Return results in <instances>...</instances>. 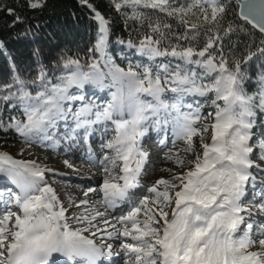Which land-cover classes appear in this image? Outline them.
<instances>
[{
	"label": "snow or ice",
	"instance_id": "6c2138e0",
	"mask_svg": "<svg viewBox=\"0 0 264 264\" xmlns=\"http://www.w3.org/2000/svg\"><path fill=\"white\" fill-rule=\"evenodd\" d=\"M80 3L92 8L88 0ZM112 3L117 12L130 8L126 19L142 25L147 21L148 27L138 43H118L149 61L171 57L179 62H129L121 67L109 54L111 23L93 9L97 29L85 53L87 63L79 56H62L52 71L41 65L31 81L12 65L11 83L0 86V102L21 108L24 118L10 117L7 123L0 119V128L14 129L29 143L47 139L48 129L68 120V140L81 130L87 140L98 126L105 135H114L102 145L101 158L88 157L102 173L99 187H87L83 199L69 197L68 207L45 179L53 169L0 151V176L18 190L0 191V264H99L113 255L110 240L120 242L124 264H264V222L254 219L259 215L264 220V190L244 203L246 186L255 185L251 169L259 167L251 159L250 143L257 109L264 113V71L250 95L244 88L245 66L253 59L264 64V0H236L240 19L261 35L258 43L255 32L244 25L224 24L227 8L222 0H189L179 7L175 0ZM24 4L35 10L46 0ZM141 8L174 18L183 33L160 17L153 20ZM6 11L13 24L23 21L15 8ZM240 32L253 39L237 57L236 45L230 42ZM33 86L35 94L29 90ZM88 86L110 89V98L104 104L88 101ZM191 96L210 98L214 112L204 117L203 105H185L184 97ZM74 103L79 106L74 108ZM168 126L173 148L162 159L182 170L160 169L169 176L145 186L142 181L152 161L142 140L150 128L166 131ZM178 141L183 146L177 149ZM159 143L167 147L166 140ZM258 147L264 161V139ZM64 164L74 167L68 160ZM145 187V194L137 196ZM90 194H99V200L93 203ZM122 206L128 210L111 214ZM73 207L79 211L69 215Z\"/></svg>",
	"mask_w": 264,
	"mask_h": 264
},
{
	"label": "trees",
	"instance_id": "16d2710c",
	"mask_svg": "<svg viewBox=\"0 0 264 264\" xmlns=\"http://www.w3.org/2000/svg\"><path fill=\"white\" fill-rule=\"evenodd\" d=\"M179 1L183 4V0ZM88 3L92 5V8L82 5L80 0H46L43 8L33 10L27 8L24 0H0V41L3 42V48H0V86L11 83L13 64L25 80L31 81L36 78L41 65L52 71L62 56H79L82 63H87L88 56L85 53L87 48L92 46L97 29L93 9L99 11L111 23L112 43L109 54L116 63L124 65L126 62H136L139 59L138 52L128 48L126 43H118L117 40L132 39L133 42L138 43L139 39L148 33L147 21L142 25L138 21L126 19L124 13L130 15L132 10L124 8L121 12H117L109 0H88ZM222 3L227 8L224 24L244 25L248 31L255 32L254 38L258 43L262 38L261 35L239 19L235 1L222 0ZM9 7L15 8L17 13L24 17L22 22L12 23L13 16L6 11ZM140 11L151 16L153 20L160 17L173 26V31L181 33L184 31L183 27H177V21L174 18L158 10L141 8ZM252 39L243 32L231 37L230 43L236 45L237 57H242L246 53V46ZM172 43H175V40ZM167 44L168 42L165 41L162 47H166ZM202 45L203 38L199 46ZM252 50L255 51L254 48ZM226 52L231 56L228 48ZM127 53L130 54L129 58L126 56ZM169 60L173 63L179 62L171 57H165L163 63ZM245 67L250 80L256 79L260 72L264 71V64L257 59H253ZM245 82L247 84L248 81ZM29 90L35 94L38 89L33 86ZM3 94L0 92V95ZM10 117L23 119L22 109L9 108L0 102V119L7 123ZM22 138L14 129L0 128V146L2 147L20 144Z\"/></svg>",
	"mask_w": 264,
	"mask_h": 264
},
{
	"label": "rangeland",
	"instance_id": "374dc122",
	"mask_svg": "<svg viewBox=\"0 0 264 264\" xmlns=\"http://www.w3.org/2000/svg\"><path fill=\"white\" fill-rule=\"evenodd\" d=\"M110 2H112V0H109ZM181 1H176L175 5L176 7H179L180 5H183L187 2H189V0H183V4L180 3ZM115 8V7H114ZM127 46V44H126ZM130 54L127 53V58H129ZM129 56V57H128ZM139 58L136 62H131L132 64H152L153 66H155L156 64L159 63H163L164 62V58L165 57H157L155 58L154 61H149L147 59V57L141 55L140 53H138V57ZM129 62H126L124 65L119 64L121 67H127ZM194 67V66H191ZM247 84L246 82H244V88L247 91L248 94H254L257 91L258 88V82H257V78L256 79H251L248 77L247 79ZM249 85V86H248ZM103 89H99V88H95V87H91L88 86L86 87V89L84 90V94L87 95L88 92H101ZM106 90H108L107 93V100L110 98L109 97V92L110 89L106 88ZM106 94V92L103 93V95ZM100 95V94H99ZM93 96V95H91ZM95 98V99H94ZM94 98H89L87 99L88 101H91L92 103L95 104H104L106 102L101 101L100 100V96L94 97ZM184 104H192L193 107L196 106L197 103L203 105L202 107V114L204 117L208 116L209 112H214V109H212L211 107H209L210 104V98L208 100H205V98L203 97H198V96H191V97H184L183 100ZM78 104L74 103V108L78 107ZM186 110V109H183ZM255 127H254V138L252 139V141L250 142L253 147H254V153L251 156V159L254 161V163L256 165H259L258 168L253 167L251 169L252 175L255 177V185H253L252 183H249L246 187L248 189V193H247V199H245L244 203L248 204V201H250L253 197V195H256L257 193L261 192L262 189L259 187H257V184H261L262 182H264V161H261L259 159V153H260V149L258 147V143L261 139H264V113H261L259 109H257V115L255 117ZM201 123H207L209 121L202 119L200 121ZM62 123V121H58L56 126L53 128L48 129L47 131V139H44L43 141L41 140H33L32 142H26L24 140V138H22V143L20 144H16V145H11L9 147H2L0 146V151L2 152H6L9 155H11L13 158L15 159H22V160H35L37 163L41 164L42 166H46L50 169H53L52 172H49L46 174L45 179L47 180V182L57 191V194L60 196L61 201L64 203L65 207L69 206V197H72L76 200L79 199H83L82 196V191L85 190L87 187H99V184L102 182V173L98 171V168L91 166V162L90 160L87 158L89 157V155H93L96 158H101L104 154L105 149L102 148V145L104 143H106L109 139H111L112 135H114V132L110 131L108 132V136L105 135L104 133L101 132V130H103V126L100 127H96V132L98 133L96 137H98L97 140H89V136L87 138L88 140V144L91 145L93 150H96L97 152H91L92 149H88V150H84L83 153L80 155V157H77L76 154L79 153L80 151V146H77L75 144V142H80L81 146L83 144L86 143L87 140H85L83 138V136L81 137L82 139L76 137L75 141H72L73 145L70 143H66L67 142V132H64L63 129L65 128V125H60ZM111 128V126L109 127ZM169 129L170 133L167 132ZM167 131L163 130V132H161V134H159L158 136H155V138H146L144 139V146H146V150L150 151L151 154V161L152 163L149 165L148 167V173L146 175V179H144L142 181V184L145 186L150 185L151 183H153L156 179L160 178L161 176L167 178L169 176L168 172L165 171H160V169L163 168H171L174 171H181L182 169L177 168L174 164L165 161L162 159L163 155L165 152H167L169 149L173 148L172 145V129L171 126L167 127ZM168 135H167V133ZM102 138V140L104 138H106V141L104 140V142H101L100 139ZM168 138V139H167ZM168 140L167 143V147L162 146L159 141L160 140ZM183 146V143L178 141L176 148H181ZM198 146V145H197ZM69 147V148H68ZM102 150L103 153L101 154V156L98 155V152ZM175 150V149H173ZM183 155V153H181ZM89 160L87 162V160ZM189 159H192V156L188 157ZM68 160L70 163L73 164V168H68L65 164L64 161ZM87 163L90 164V168H96L94 170V174L90 173V168L85 169L86 167H84V169H80L78 170V168H81L80 165ZM74 172L79 173L77 175L74 174ZM84 174H80L83 173ZM97 172V174H96ZM86 173L87 176L89 177V175L93 174V176L97 177L98 179L96 180H87V181H83L84 176ZM92 177V176H90ZM0 178H4L3 176H0ZM76 178V179H75ZM54 186H53V185ZM263 184V183H262ZM145 188H142L140 190H138L136 192L137 196H142L145 194ZM0 191H18L16 188H12L9 187V185L7 184H3V186L0 188ZM93 203H95L96 201L99 200L100 196L99 194H90L89 197ZM257 201L259 202V196L257 195ZM0 206L2 207L3 205L0 204ZM126 208V207H125ZM103 210V209H101ZM128 209L126 208L124 210V208H122L120 211H115L112 213V215L118 216L120 214H122V212H126ZM79 210L76 209L75 207L71 208L69 211V215H72L75 212H78ZM253 211L255 212V209H253ZM254 219L257 220L258 223L264 222V220L261 219V217L259 215L254 216ZM253 231L255 232V229H253ZM108 243H112L113 247L116 248V250H120L119 252L116 251V255L117 256H121V260L119 262H117L116 264H124V256H123V252L120 249V242L117 240H110L107 241ZM115 244V246H114ZM118 258V257H117ZM119 259V258H118ZM110 264H114V263H110Z\"/></svg>",
	"mask_w": 264,
	"mask_h": 264
},
{
	"label": "bare ground",
	"instance_id": "6f19581e",
	"mask_svg": "<svg viewBox=\"0 0 264 264\" xmlns=\"http://www.w3.org/2000/svg\"><path fill=\"white\" fill-rule=\"evenodd\" d=\"M104 92H106V94H104L103 95V93ZM107 93H108V90H106V88L105 89H103L101 92H96V93H93V92H89V94H87V95H85L86 96V98L87 99H89V98H91V95H93L94 97H97V96H100V100L101 101H104V102H106V99H107ZM100 94V95H99ZM71 120H68V121H62V123L60 124V125H65V128L63 129V131L64 132H67V128H68V126L69 125H71ZM98 127H100V126H98ZM109 127H110V125H109ZM53 128V127H52ZM163 131V128H162V130H160V131H156V130H152L151 128H150V130H149V133L143 138V140H142V144H143V146H144V139H146V138H155V136H158L161 132ZM167 131V130H166ZM101 132L102 133H104V130H101ZM110 132V131H109ZM167 132H169L170 133V131H169V129H168V131ZM97 132L96 131H94V132H92V133H90L89 134V140H97L98 139V137H96L97 136ZM83 136V131L81 130V132H80V135H78L77 137L78 138H80V139H82L81 137ZM107 136H108V134H107ZM76 138V137H75ZM75 138L74 139H72V140H68V139H66L67 140V142L66 143H70V145L72 144L73 145V143H72V141H75ZM102 140V138L100 139V141ZM104 140L106 141V138H104L101 142H104ZM75 144L77 145V146H80V151H79V153H77L76 154V156L77 157H80V155L83 153V151L84 150H88V149H92V147H91V145L90 144H83L82 146H81V144H80V142H75ZM145 148H146V146H144ZM69 148V147H68ZM149 151V150H148ZM91 152H97L96 150H93L92 149V151ZM150 152V151H149ZM103 153V151L102 150H100L99 152H98V155L99 156H101V154ZM87 160V159H86ZM89 160H87V162H88ZM89 163V162H88ZM81 166V168H78V170H80V169H84V167H86L85 169H88V168H90V167H88V166H90V164H87V163H84V164H82V165H80ZM92 166V165H91ZM96 169V168H95ZM94 168L92 169V168H90V173H93L94 174V170H95ZM98 171L100 172V170L98 169ZM74 174L75 175H77V174H79V173H76V172H74ZM80 174H84V172L83 173H80ZM87 174H89V173H86L85 174V176H84V179H83V181H87V180H97L98 179V176L96 177H94L93 176V174H91V175H89V177L87 176ZM96 174H97V172H96ZM90 176H92V177H90ZM263 176H264V174H263ZM76 179V178H75ZM145 179H146V177H145ZM3 184H7V185H9V187H12V188H15V186L13 185V184H11V182L7 179V178H0V188L3 186ZM53 185V184H52ZM54 186V185H53ZM257 187L259 188H261L262 190H264V183L262 184H257ZM55 190H56V188H55ZM57 192V191H56ZM59 196V195H58ZM60 197V196H59ZM245 202V201H244ZM1 207V206H0ZM122 208H124V210L126 209L125 207H121V208H119V209H116V210H114L113 212H115V211H120ZM112 212V213H113ZM111 213V214H112ZM114 246H115V244H114ZM112 251H113V255L110 257V258H106V259H102L100 262H99V264H105V263H109V262H114V263H117V262H119L120 260H121V256H117L116 254L120 251H118V250H116V248L115 247H113V249H112ZM116 251H118L117 253H116ZM119 259H118V258ZM66 258H63V259H61L60 258V260L61 261H64ZM108 261V262H107ZM71 264V262H68V264Z\"/></svg>",
	"mask_w": 264,
	"mask_h": 264
},
{
	"label": "water",
	"instance_id": "95a60500",
	"mask_svg": "<svg viewBox=\"0 0 264 264\" xmlns=\"http://www.w3.org/2000/svg\"><path fill=\"white\" fill-rule=\"evenodd\" d=\"M235 2H236V0H235ZM237 4V3H236ZM238 6V5H237ZM238 13H239V6H238ZM238 17H239V15H238ZM240 18V17H239ZM242 20V19H241ZM243 21V20H242Z\"/></svg>",
	"mask_w": 264,
	"mask_h": 264
}]
</instances>
